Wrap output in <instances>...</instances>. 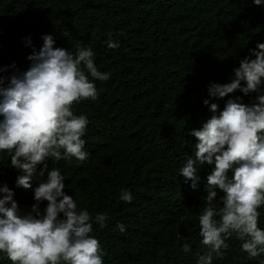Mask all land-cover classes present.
<instances>
[{
	"label": "trees",
	"instance_id": "1",
	"mask_svg": "<svg viewBox=\"0 0 264 264\" xmlns=\"http://www.w3.org/2000/svg\"><path fill=\"white\" fill-rule=\"evenodd\" d=\"M44 35L69 51L91 47L98 70L110 74L94 81L96 100L74 105L75 114L89 121L82 137L89 156L83 163L74 157L47 160V170L38 165L32 188L24 189L17 186L24 173L11 167L8 152H0V187L15 193L22 215L32 213L35 188L57 168L66 178V194L93 216L92 235L104 264H194L208 251L198 217L215 165L197 163L196 189L180 174L199 142L190 132L230 99L255 101L257 93L239 90L211 98L208 87L232 82L241 60L255 59L250 50L264 44V6L252 0H0L5 86L30 68L28 56L40 50ZM205 99L218 105L217 112ZM122 191L131 193L130 203L121 199ZM222 196L218 191V207ZM46 207L47 201L39 202L41 214ZM258 211L264 229V205ZM98 213L107 216L104 228L95 223ZM226 242L229 247L213 264H264V254L249 257L235 235ZM185 244L190 251L183 250ZM0 264L12 262L0 253Z\"/></svg>",
	"mask_w": 264,
	"mask_h": 264
},
{
	"label": "clouds",
	"instance_id": "2",
	"mask_svg": "<svg viewBox=\"0 0 264 264\" xmlns=\"http://www.w3.org/2000/svg\"><path fill=\"white\" fill-rule=\"evenodd\" d=\"M252 2L264 6V0ZM43 41L40 50L28 56L32 64L27 71L11 76L6 86L0 75V152H8L11 167L24 173L17 179V186L24 189L32 188L37 166L47 170L49 159L58 162L74 157L81 163L88 159L82 137L89 121L75 114L74 105L96 100L99 93L94 81L110 78L98 70L91 47L78 46L75 51L54 47L52 35H44ZM118 46L109 42L111 48ZM250 56L255 59L241 60L232 82L210 84L208 95L224 98L239 90L245 95L257 93L255 101L248 105L238 102L239 98L230 99L223 111L190 132L199 142L194 158L187 159L180 174L196 189L197 163L215 165L205 186L206 206L198 217L208 251L194 264H213L214 256L223 255L233 235L243 241L242 250L249 257L264 254V229L258 226V209L264 205V44L257 43ZM203 103L217 112V104L209 99ZM65 179L57 168L48 171L47 180L34 190L38 203L32 213L23 215L15 193L7 185L0 187V253L12 264H104L102 246L92 235L93 216L86 209L79 210L74 197L66 194ZM218 191L223 193L220 207L215 203ZM121 199L130 203L133 197L122 191ZM41 201H47L43 214ZM94 220L100 228L106 227V214L98 213ZM118 227L125 230L123 224ZM183 250L190 248L185 244Z\"/></svg>",
	"mask_w": 264,
	"mask_h": 264
}]
</instances>
